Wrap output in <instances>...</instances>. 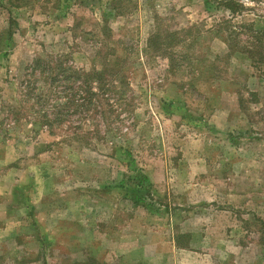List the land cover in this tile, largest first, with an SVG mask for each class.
<instances>
[{"label": "rangeland", "instance_id": "obj_1", "mask_svg": "<svg viewBox=\"0 0 264 264\" xmlns=\"http://www.w3.org/2000/svg\"><path fill=\"white\" fill-rule=\"evenodd\" d=\"M113 1L122 15L110 13ZM238 1L239 16L206 13L202 0H0V35L12 31L0 52V227L18 222L14 262L76 264L77 249L102 253L107 234H123L116 249L130 261L110 264H264V0ZM217 24L222 40L206 33ZM156 26L177 32L171 57L188 67L167 74V59L146 51ZM108 46L129 85L121 112L97 126L70 115L49 135L21 103L23 69L65 55L88 70L114 59ZM76 126L98 131L88 149L71 140ZM124 146L153 186V207H133L117 188L131 173L118 160ZM180 235L186 250L175 247Z\"/></svg>", "mask_w": 264, "mask_h": 264}, {"label": "trees", "instance_id": "obj_2", "mask_svg": "<svg viewBox=\"0 0 264 264\" xmlns=\"http://www.w3.org/2000/svg\"><path fill=\"white\" fill-rule=\"evenodd\" d=\"M14 1L16 3L15 6L13 4L10 5L15 8L20 7L19 5L22 3H26V0ZM35 1L40 2L42 0ZM117 3L118 1H113L110 4V13L116 12L117 15H122L118 12ZM202 4L204 11L209 14H213L214 11L217 13L218 11L225 10L232 16H239L244 9L241 1L238 0H202ZM99 24L101 25L99 31L100 37H102V34L104 35V39L110 40L112 34L104 13ZM9 26H12V22H10ZM220 26L219 24L212 26L211 30H207L206 33H212L215 38L219 37L222 40V28ZM229 33L231 38L235 34V31H229ZM176 36L177 32L161 31L160 27L156 26L146 43L147 52H154L167 59V74H174L179 72L180 69L189 66L185 65L186 62L189 63V60L176 63L171 57L172 49L181 42L177 40ZM261 36L264 35L261 34ZM261 36L260 33H257L253 38L260 41ZM11 39V29L8 30L6 36L0 35V52L4 51V47H6V44ZM196 40L197 38H195ZM232 40L234 42L233 38H231ZM97 43L102 45L100 42ZM107 50L108 53L105 55H112L114 59L109 60V62H106V60L104 62L103 60L100 62L94 60L88 70L73 67L71 60H67L68 58L65 55L57 57L48 56L47 60L37 58L32 60L29 66L23 69L25 72L24 80L18 84L23 97L21 103L28 104L32 102L29 111L43 120L44 129L49 135H53L51 128L54 124L61 126L64 124L65 118L70 115H75L80 122H83V120H94L97 126L99 120L104 121L106 119L107 113L120 111V108L124 104L125 90L127 87L129 88V85L126 83L125 74L121 68L119 58L114 55L113 48L108 46ZM95 54L96 58L100 57V55L102 56L100 49H97ZM5 55L6 53H3V56ZM105 55L101 59L105 58ZM212 69L214 72V65H212ZM217 79V76H212L213 81ZM174 103L176 102L163 103V107H167L171 111ZM19 110L12 111L15 115V123L21 121L18 118L20 115ZM32 126L35 125L32 124ZM75 130H78V134H74L71 140L83 141V148H87L90 139L96 138L98 135L96 129L90 131L87 126L84 128L76 126ZM32 131L38 134L42 129ZM117 154L120 163L125 166L127 172H131L128 175H124L117 184V188L121 192L123 199L129 201L133 207H153V186L149 178L141 170L133 171L135 166L131 151L128 150L127 146H124L118 148ZM261 224L264 226V222L261 221ZM182 238H186V235H180L175 238V247L186 250L187 246L180 243Z\"/></svg>", "mask_w": 264, "mask_h": 264}, {"label": "crops", "instance_id": "obj_3", "mask_svg": "<svg viewBox=\"0 0 264 264\" xmlns=\"http://www.w3.org/2000/svg\"><path fill=\"white\" fill-rule=\"evenodd\" d=\"M17 223L10 221L5 227H0V257L2 256V253H8L7 256H4L0 259H6L5 262L8 264H17L14 262L15 260H19V255H17L14 251H17L19 248V245L17 243L19 239V235L17 232ZM13 225V226H12ZM91 238H88L87 240L90 242L92 240ZM127 240H124V235L121 234V236H116V238H112L110 235H106V241H105V248L102 250L103 252L100 253L97 250H94L89 248L86 250L83 249H77L75 253H77L76 258V264H110L114 256L120 257V259L123 258V255H127L126 258L130 261V251L126 250L121 247V250L116 249L117 246L121 245L124 246V243H126ZM16 245V247H13ZM103 247L104 245L101 244ZM9 247V248H8ZM4 251V252H3ZM210 258V257H209ZM3 259V260H4ZM9 260V261H8ZM139 261V258H137V262ZM154 260L153 262H155ZM119 264H123L121 260L119 261ZM40 264L39 261H30L26 262V260L21 262V264ZM43 263V261H42ZM4 264V263H3Z\"/></svg>", "mask_w": 264, "mask_h": 264}]
</instances>
